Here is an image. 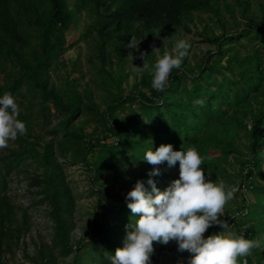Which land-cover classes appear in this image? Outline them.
<instances>
[{"label": "trees", "instance_id": "trees-1", "mask_svg": "<svg viewBox=\"0 0 264 264\" xmlns=\"http://www.w3.org/2000/svg\"><path fill=\"white\" fill-rule=\"evenodd\" d=\"M253 3L258 6V13L254 12ZM74 4L78 13L85 11L90 19L84 36L93 40L94 52L100 59L96 85L105 94L111 92L104 100V110L99 112V120L111 139L104 140L108 135L104 139H89L70 127L72 119L81 112L85 94L68 76L59 88L50 83L49 70L57 60L63 61L60 56L66 45V32L74 23L69 0H0V97L11 93L15 98L35 101L42 109L52 103L63 119L48 132L59 137L58 144L65 156L76 146L70 159L87 165L95 172V180L121 164L143 165L146 151L172 144L176 151L195 147L207 158L201 166L206 179L217 183L223 180L232 186L224 166L233 156L239 164L240 182L234 195L241 196L240 203L225 211L221 219L227 220L229 229L233 228L236 234L256 239L255 235L264 230V221L260 226H246L242 221L264 215V184L254 176L255 172L262 176L264 167V0H75ZM201 14H208L221 29L219 35L204 36L205 41L214 44V50H206L196 67L186 65L185 58L162 92L151 87L152 52L143 50L149 71L140 77L139 84L146 87V92L124 95L122 62L130 49L127 45L131 37L137 40L189 31L195 17ZM236 46L242 47L241 54ZM113 57L117 73L104 67L106 62L112 67ZM199 98L206 101L204 107L194 104ZM117 109L129 114L115 115ZM18 118L26 123L30 135L27 111H20ZM242 136H247L243 146L239 143ZM17 140L24 139L19 136ZM19 146V151L13 152L3 167L0 165V193L5 174L20 156L30 155L27 146ZM52 155L53 148L46 146L42 155L47 173L45 196L52 204L54 241L69 252L72 198L63 184L59 166L50 160ZM139 179L149 187L145 172ZM152 179L161 191L175 180ZM242 187L253 194L252 201L246 199ZM95 191L106 201L93 211L91 233L85 234L89 238L85 245L98 264H108L116 248L123 247L126 225L134 223L138 216H133L127 207L130 201L114 189L101 185ZM3 201L4 196L0 195V206ZM222 230L214 225L206 233L209 236ZM84 238L76 244L80 245ZM171 250L173 256L161 264H190L191 253L180 251L177 243ZM94 260L86 261L75 249L72 264H93ZM247 260L248 264H264V250L253 249Z\"/></svg>", "mask_w": 264, "mask_h": 264}, {"label": "rangeland", "instance_id": "rangeland-1", "mask_svg": "<svg viewBox=\"0 0 264 264\" xmlns=\"http://www.w3.org/2000/svg\"><path fill=\"white\" fill-rule=\"evenodd\" d=\"M69 3L74 14V23L66 32V45L60 56L63 61L57 60L54 63L55 67L49 70L50 83L59 88L65 84L66 76L70 81H74L77 89L85 94V98L81 112L72 119L70 127L78 129L89 139L102 137L104 139L108 135L104 140L109 141L111 139L108 138L109 132L102 126L99 112L104 110V100L108 99L111 92L105 94L106 91L98 87L95 82L100 59L94 52L93 40L84 36L90 19L86 16L85 11L77 12L75 0H69ZM252 6L254 12L258 13V6L254 3ZM228 17L229 15L226 14V18ZM220 32L219 24L214 19L212 20L208 14H201L195 17L189 31L174 32L168 36L155 34L153 37L145 36L137 39V43L140 42L138 48L135 51L128 49L125 60L122 62L123 74H125L121 83L122 92L124 95L128 93L138 95L139 90L146 92V87L139 84L140 77H137L132 71L133 65L140 67L144 63V58H140L141 51L151 50L152 64L154 65L165 52L174 54L175 44L184 39L191 45L189 55L186 57V65L196 67V64L200 63L204 57L206 50H214V44L205 41L204 36L219 35ZM242 41L248 45L245 40ZM236 47L241 54L242 47ZM114 61L113 57L112 67L108 62L104 64V67L106 70L112 69L114 73H117L119 70L114 65ZM145 61L149 64V61L146 59ZM109 90L114 92L113 89ZM15 99L20 111H27L32 130L30 135H27V130L26 134L21 136L24 139L23 142L17 139L9 141L7 148L0 149V159L3 158L0 160V165L3 167L4 162L9 160L13 152L19 151L20 144L27 146L31 152L30 155L20 156V160L13 164L10 171L5 174L6 182L0 193L1 196H4L3 204L0 206V264H72L75 249L79 250V254H82L86 261L94 260L87 252L89 248L85 243L89 238L85 234L91 233L89 224L94 209L99 206V203L106 201V198L102 194H98L95 189L101 185L110 187L123 195L125 200L127 193L140 180L141 173L145 172L148 176L153 165L147 162L143 165L121 164L108 169L98 180H95V172L90 170L87 165L70 159L76 146H72L65 156V152L58 144L59 137L48 132L63 119L61 111L58 112L52 103H48L47 108L42 109L33 100L20 97ZM29 102H31V106ZM116 114L125 116L129 113L127 110L122 112L117 109L115 110ZM239 143L241 146L246 145L247 136H242ZM46 146L53 148L50 160L59 166L63 184L69 189L72 198V212L69 218L73 226L68 231L72 250L69 252H65L63 245L54 241L55 225L51 213L52 204L45 196L47 173L42 155ZM244 152L247 153V149L244 148ZM158 167L161 175L164 173L165 176H154V179L179 178V164L168 167L164 163ZM224 167L228 171L229 179L234 183L232 186L237 188V183L240 182V176L237 174L238 161L231 156L228 158V164ZM254 176L260 184H264V167H262V176L257 172L254 173ZM226 184L231 186L229 183ZM243 193L247 200L252 201V193L246 189ZM240 197V195H234V199L226 204L224 213L235 208L240 203ZM262 221H264V215L260 219L246 220L242 223L246 226L251 224L260 226L259 223ZM230 231L234 232L233 228ZM204 235L206 238L207 233ZM83 237L85 238L82 243L77 245L76 242ZM255 238L264 242V230L258 232ZM174 244H176L175 241H170L167 245L154 242L155 251L151 257V264H161L172 257L171 247ZM161 253H164L165 256L160 261ZM182 260L183 258H178V261ZM98 263L94 260L93 264ZM167 264H172V261Z\"/></svg>", "mask_w": 264, "mask_h": 264}, {"label": "clouds", "instance_id": "clouds-1", "mask_svg": "<svg viewBox=\"0 0 264 264\" xmlns=\"http://www.w3.org/2000/svg\"><path fill=\"white\" fill-rule=\"evenodd\" d=\"M139 43L132 36L127 47L136 50ZM190 48L191 45L181 39L175 44L174 54L165 52L155 62L150 70L153 89L162 92L169 87L171 74L181 69ZM141 57L143 66L133 65L132 68L137 77L149 71L145 54L141 53ZM194 104L204 107L206 101L199 98ZM19 115L20 108L11 93L0 97V149L26 134V123ZM206 159L195 147L176 151L172 144H161L155 151L145 152L143 160L153 165L148 173L149 187L138 180L127 193L126 199L130 201L127 207L138 219L126 225L123 247L116 248L109 257L110 264H151L154 242L167 245L175 241L180 251L192 254L190 264H248L247 257L252 255L253 249L264 250L260 239H248L230 231L227 220L221 219L237 189L223 180L217 183L206 179L201 167ZM165 162L168 167L179 162V178L161 191L152 177L161 175L158 166ZM214 225L223 230L205 238L204 234Z\"/></svg>", "mask_w": 264, "mask_h": 264}, {"label": "built area", "instance_id": "built-area-1", "mask_svg": "<svg viewBox=\"0 0 264 264\" xmlns=\"http://www.w3.org/2000/svg\"><path fill=\"white\" fill-rule=\"evenodd\" d=\"M244 190H245V188L242 187V191H244ZM163 256H165V254H164V253H161L160 256H159V260H160V261L162 260Z\"/></svg>", "mask_w": 264, "mask_h": 264}]
</instances>
